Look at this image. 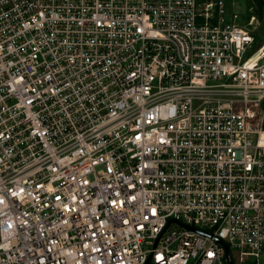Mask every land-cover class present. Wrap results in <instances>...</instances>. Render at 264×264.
Returning <instances> with one entry per match:
<instances>
[{
	"label": "built area",
	"instance_id": "built-area-1",
	"mask_svg": "<svg viewBox=\"0 0 264 264\" xmlns=\"http://www.w3.org/2000/svg\"><path fill=\"white\" fill-rule=\"evenodd\" d=\"M256 24L226 0H0V264H230L218 239L264 264Z\"/></svg>",
	"mask_w": 264,
	"mask_h": 264
},
{
	"label": "rangeland",
	"instance_id": "rangeland-1",
	"mask_svg": "<svg viewBox=\"0 0 264 264\" xmlns=\"http://www.w3.org/2000/svg\"><path fill=\"white\" fill-rule=\"evenodd\" d=\"M226 3L229 11L239 14L241 24L245 23L251 14L256 15V45L264 41V0H226Z\"/></svg>",
	"mask_w": 264,
	"mask_h": 264
},
{
	"label": "water",
	"instance_id": "water-1",
	"mask_svg": "<svg viewBox=\"0 0 264 264\" xmlns=\"http://www.w3.org/2000/svg\"><path fill=\"white\" fill-rule=\"evenodd\" d=\"M204 233H206V232H204ZM207 234H208V233H207ZM218 241H220L221 244L225 247L226 256H227V259H228L229 263H230V264H233V261H232V259H231L230 253H229L228 245H227L224 241H222L221 239H218Z\"/></svg>",
	"mask_w": 264,
	"mask_h": 264
}]
</instances>
